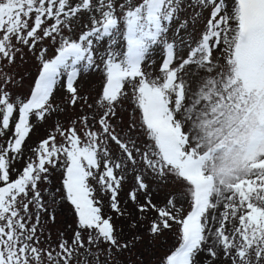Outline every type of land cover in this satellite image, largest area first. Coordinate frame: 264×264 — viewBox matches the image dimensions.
<instances>
[{"label": "snow or ice", "instance_id": "1", "mask_svg": "<svg viewBox=\"0 0 264 264\" xmlns=\"http://www.w3.org/2000/svg\"><path fill=\"white\" fill-rule=\"evenodd\" d=\"M234 5L0 0V264H122L166 233L159 264H264V0Z\"/></svg>", "mask_w": 264, "mask_h": 264}, {"label": "rangeland", "instance_id": "2", "mask_svg": "<svg viewBox=\"0 0 264 264\" xmlns=\"http://www.w3.org/2000/svg\"><path fill=\"white\" fill-rule=\"evenodd\" d=\"M229 9L234 8V0H227ZM183 15H191L190 12H186ZM206 15V13H205ZM51 54V53H49ZM163 56V52L157 48L154 53L153 57L156 59L157 63L160 62L161 57ZM36 61L34 58L29 54L27 63L20 69L21 72H24L25 75V81H24V87L23 91L27 92L29 89V86L32 83V78L34 77L36 73ZM27 69L25 72L24 69ZM8 71H12L14 69H7ZM99 90V76L96 74H93L81 81V92L82 94L87 93L90 97L93 99L96 97V93ZM66 94H57L56 96V102L61 103L63 96ZM91 102V100H90ZM80 105L76 106V109L73 110L72 108H69L66 113H64L60 120L64 121L67 120L70 117H74L78 114H80ZM84 113H88L91 110L87 107H84L83 109ZM123 118L125 122L128 119L127 113H123ZM53 121L49 120L47 124L43 126V128L38 129L33 135L31 140L28 141V143L31 145L40 138H42L45 135V130L49 129L52 125ZM67 126V125H65ZM113 148L115 150V145H113ZM54 184L56 186H59V178L54 177ZM43 187V185L41 186ZM164 193L161 192L157 199H162ZM121 199H125V197L122 194ZM130 207V206H129ZM56 220L55 223H52L51 221H48L46 224V229L51 232V239L53 242H55L60 232H64L66 235L71 236V230L75 227V216L72 210H70V206L65 204L64 207L55 206L54 207ZM46 219V217H45ZM71 226V227H70ZM118 227L123 228L124 233L126 236H130L131 233L129 232L128 228V222L124 220H120L117 223ZM135 231V230H133ZM141 233H143V228L139 229ZM167 240L164 243L157 242L155 246H152L147 242V237L145 236L144 241L138 243L135 248H133L130 252H124L119 256V260L122 262V264H159V260L161 257H163L166 254V249L169 248L174 242L175 238L172 234L166 233Z\"/></svg>", "mask_w": 264, "mask_h": 264}]
</instances>
